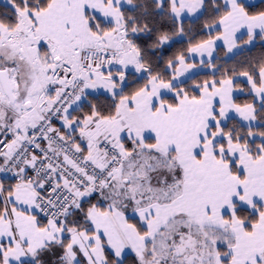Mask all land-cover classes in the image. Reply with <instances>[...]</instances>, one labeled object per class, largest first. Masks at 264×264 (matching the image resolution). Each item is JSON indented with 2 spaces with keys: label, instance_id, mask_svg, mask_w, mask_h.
<instances>
[{
  "label": "snow or ice",
  "instance_id": "1",
  "mask_svg": "<svg viewBox=\"0 0 264 264\" xmlns=\"http://www.w3.org/2000/svg\"><path fill=\"white\" fill-rule=\"evenodd\" d=\"M0 264H264V0H0Z\"/></svg>",
  "mask_w": 264,
  "mask_h": 264
}]
</instances>
